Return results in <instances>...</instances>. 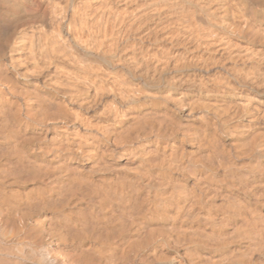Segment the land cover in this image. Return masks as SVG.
<instances>
[{
  "label": "bare ground",
  "instance_id": "obj_1",
  "mask_svg": "<svg viewBox=\"0 0 264 264\" xmlns=\"http://www.w3.org/2000/svg\"><path fill=\"white\" fill-rule=\"evenodd\" d=\"M33 2L0 0V180L9 177L0 195L18 190L12 179L37 156L35 138L49 139L45 158L88 151L100 137L142 145L136 154L166 184L178 157L203 162L190 191L176 193L179 216L164 201L144 226L183 232L187 248L158 250L172 264H187L186 252L193 264H239L260 240L242 206L264 203V130L254 124L264 118V0ZM242 115L253 124L230 119ZM227 179L252 189L246 201ZM251 261L264 264V254Z\"/></svg>",
  "mask_w": 264,
  "mask_h": 264
},
{
  "label": "clouds",
  "instance_id": "obj_2",
  "mask_svg": "<svg viewBox=\"0 0 264 264\" xmlns=\"http://www.w3.org/2000/svg\"><path fill=\"white\" fill-rule=\"evenodd\" d=\"M143 147L120 148L100 137L88 151L70 149L47 158L40 152L29 159L12 179L18 190L0 195V264H172L158 250L187 248L183 232L154 230L143 221L158 216L164 201L179 216L177 191L189 192L186 180L207 169L178 157L177 179L166 184L150 175L154 166L147 157L136 154ZM8 179L5 174L0 183L7 187ZM168 187L172 191L162 195L160 189ZM234 187V197L246 201L252 189L244 183ZM242 210L252 216L260 240L252 239L251 252L239 264H254L251 255L264 254V205L255 211L244 204Z\"/></svg>",
  "mask_w": 264,
  "mask_h": 264
},
{
  "label": "rangeland",
  "instance_id": "obj_3",
  "mask_svg": "<svg viewBox=\"0 0 264 264\" xmlns=\"http://www.w3.org/2000/svg\"><path fill=\"white\" fill-rule=\"evenodd\" d=\"M34 0H31V2H33ZM32 4H34V2L33 3H31V5ZM191 72H193V71H191ZM190 72V73H191ZM8 99H10L9 97H11V95H9L8 94ZM261 106H263V107H261V108H259L261 111H262V108L264 109V105L262 104ZM38 113V111H36L34 114H37ZM182 117H185V115L183 114L182 115ZM35 118L38 120V122H37V120H36V122H35V125L37 126V127H41V124H40V122L42 123V119H41V117H37V116H35ZM235 118V119H234ZM239 118H240V120H239ZM246 118V119H245ZM249 118H252V116H250V115H242V116H240V117H231L230 119L232 120V122L234 121V122H236V121H241L244 125H246V127H249V124H253L252 122H251V120L249 119ZM183 119V118H182ZM243 119V120H242ZM258 119V122H257V120H255L256 122H254L253 120V122H254V124L256 125H254L255 127H256V129H258V131H259V133H261L260 132V129L262 130H264V121H263V119L262 118H257ZM231 120H229L228 121V123H229V125L231 124L232 125V123L230 122ZM236 120V121H235ZM248 120V121H247ZM260 121V122H259ZM233 122V123H234ZM258 123V124H257ZM260 124L262 125V126H260ZM0 125L2 126V124H1V121H0ZM40 125V126H39ZM258 127H260V128H258ZM2 128H3V126H2ZM5 129V128H4ZM262 130V131H263ZM262 133H264V132H262ZM229 138V137H228ZM227 138V147L228 148H230L231 149V147H230V145H231V143L229 142L230 140ZM40 142V143H39ZM31 144L29 145V147L32 149V152L35 154V155H37L38 153H40L41 152V149H40V147L39 146H42V145H48L49 143H50V141H49V139H46V140H42V139H40V138H35L32 142H30ZM230 143V144H229ZM36 144L38 145V149H37V146H36ZM33 145V146H32ZM229 145V146H228ZM36 147V148H35ZM33 148L36 150V151H33ZM38 151V152H37ZM246 153H243V155H241V161H243V162H238V161H240V160H237V163L238 164H242V163H244V157L247 155H245ZM53 157L54 156V153H51V155H50V153L48 154V156L47 157ZM172 159H174V157L172 158ZM246 160H248L247 158H246ZM169 162H171V161H169ZM169 162H166V163H169ZM1 164V163H0ZM0 168H2L1 167V165H0ZM3 169V168H2ZM2 169H0V172H3V170ZM4 173V172H3ZM174 173H175V170H174ZM176 174V173H175ZM174 174V175H175ZM1 175H3V174H1ZM0 175V176H1ZM176 177H177V175H176ZM0 181H3L2 179L0 180ZM234 183L231 181V180H229V179H227V190H228V192H235V191H237L238 189H236L234 186L235 185H233ZM1 185H4L5 186V184L4 183H1ZM7 185H9V183H7ZM229 185V186H228ZM12 187H14V188H16L17 189V186L16 185H14V184H12ZM230 190H233V191H230ZM228 200H227V208L229 209V207H228ZM262 205H264V203H262V204H259L258 205V208H261V206ZM227 209V210H228ZM261 210V209H260ZM256 253H258V252H256Z\"/></svg>",
  "mask_w": 264,
  "mask_h": 264
}]
</instances>
